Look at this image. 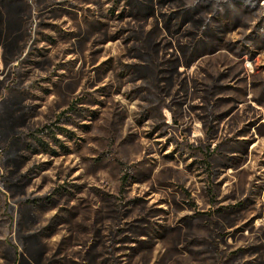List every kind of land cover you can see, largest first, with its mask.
<instances>
[{
  "label": "rangeland",
  "instance_id": "1",
  "mask_svg": "<svg viewBox=\"0 0 264 264\" xmlns=\"http://www.w3.org/2000/svg\"><path fill=\"white\" fill-rule=\"evenodd\" d=\"M0 264H264V0H0Z\"/></svg>",
  "mask_w": 264,
  "mask_h": 264
}]
</instances>
